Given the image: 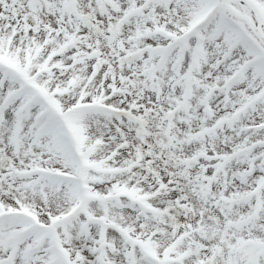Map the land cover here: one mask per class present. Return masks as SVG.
<instances>
[{"label": "snow or ice", "instance_id": "obj_1", "mask_svg": "<svg viewBox=\"0 0 264 264\" xmlns=\"http://www.w3.org/2000/svg\"><path fill=\"white\" fill-rule=\"evenodd\" d=\"M0 264H264V0H0Z\"/></svg>", "mask_w": 264, "mask_h": 264}]
</instances>
